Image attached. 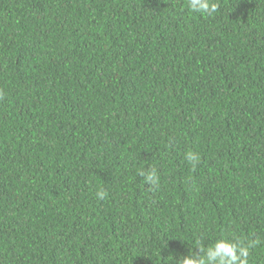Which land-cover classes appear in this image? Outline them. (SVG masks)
<instances>
[{
	"label": "trees",
	"instance_id": "obj_1",
	"mask_svg": "<svg viewBox=\"0 0 264 264\" xmlns=\"http://www.w3.org/2000/svg\"><path fill=\"white\" fill-rule=\"evenodd\" d=\"M214 2L0 0V264H264V0Z\"/></svg>",
	"mask_w": 264,
	"mask_h": 264
},
{
	"label": "clouds",
	"instance_id": "obj_2",
	"mask_svg": "<svg viewBox=\"0 0 264 264\" xmlns=\"http://www.w3.org/2000/svg\"><path fill=\"white\" fill-rule=\"evenodd\" d=\"M189 10L194 13L211 16L218 10V4L214 0H188ZM186 158L195 163L198 157L194 153H187ZM146 181L156 185L158 177L155 172L146 175ZM102 198L103 192L98 193ZM201 251H204L201 249ZM248 247L240 242H229L225 239L218 240L210 246L203 256L192 253L182 257L178 264H247Z\"/></svg>",
	"mask_w": 264,
	"mask_h": 264
},
{
	"label": "bare ground",
	"instance_id": "obj_3",
	"mask_svg": "<svg viewBox=\"0 0 264 264\" xmlns=\"http://www.w3.org/2000/svg\"><path fill=\"white\" fill-rule=\"evenodd\" d=\"M136 116V115H135ZM135 118V117H134Z\"/></svg>",
	"mask_w": 264,
	"mask_h": 264
}]
</instances>
